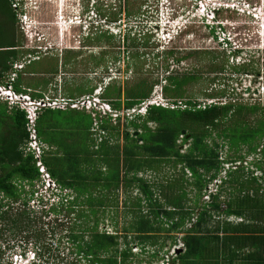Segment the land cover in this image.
Masks as SVG:
<instances>
[{"label": "trees", "instance_id": "obj_1", "mask_svg": "<svg viewBox=\"0 0 264 264\" xmlns=\"http://www.w3.org/2000/svg\"><path fill=\"white\" fill-rule=\"evenodd\" d=\"M14 2L15 0H0V83L11 72L16 61L33 52L24 49L22 36L17 38L18 18L17 11L13 7ZM99 17L101 18L100 15ZM131 35L130 32L118 37H123L126 44L129 43V40H134L133 46L139 50L141 44H145L146 36L136 34L138 38L135 35L136 38L132 39ZM211 35L215 37V28L212 29ZM96 36L97 39H90L88 42L96 40V44L102 42L114 47L112 46L113 41L118 38L116 35L103 31L96 33ZM101 49L103 56L106 51L102 47ZM239 53L236 51L234 55ZM176 54L175 48L169 49L164 53V57L167 61L171 58L179 64L183 59H175ZM207 54H210L211 57L207 61L209 66L204 68L206 73L215 75V77L221 74L225 75L226 66L229 63L226 53H201L200 57ZM192 55V53L189 54L187 58ZM145 56L144 53L138 51L133 58L140 61ZM74 57L76 55L73 54H70V57L64 58L63 56L62 65H68L70 59ZM116 59L115 57L114 60ZM58 63L59 61L55 64L56 67H58ZM135 63V70L138 72L140 67H143V63ZM249 68V65L233 67L234 75H229L231 82L227 83L233 84L237 80L235 75L238 78L243 76L259 77L260 71L256 73L254 70L250 71ZM49 72L56 74V69H49ZM137 72L136 74H138ZM202 79V74L199 71L191 74L175 73L165 77L164 96L169 97L168 99H175L176 101L173 100V102L176 105L182 102L187 106L186 109L150 107L146 116H137L128 124L136 132L141 131L140 137H132L126 131L123 146L112 143V137H120L118 127L121 119H117L119 125L113 124L111 117L98 120L100 121L98 129L101 133V142L93 137L91 146L87 144L86 146L94 148L92 156L98 157L105 172L108 171L105 175L93 176V191L100 192V199L96 198L94 193L89 194L88 197L84 195L85 193L83 194L82 168L91 161L76 153L68 156L66 152L65 155L62 154L63 157H60L59 152H62L64 146L67 145V139H70V136L62 139L61 136L55 134L56 137H54L50 133L52 130L45 131L44 126L47 125L48 117L52 113H75L73 122L80 126L79 116H81L85 126L82 129L91 131L93 136L94 119L80 111L46 110L41 115L38 121V133L41 141L49 149L43 156V163L60 187L57 195H53L57 196L52 199L55 203L47 200L43 204H51L52 207L48 211L42 209V212L45 216H49V214L64 215V219H67L68 215L74 217L73 220L70 219L72 225L68 233V240L74 245L76 256L80 258L78 264H127L132 250L126 235L128 233L135 234L141 245L144 246L156 244L155 241L158 238L154 237L156 231L162 230L157 229V225L163 216L167 220H172L177 216L172 222L173 230H179L182 227L187 216L190 215L184 209V201L187 197L186 189H184L186 182L178 181L177 183L172 182L168 186L161 184L158 186L157 190L166 196V205H169V209L173 208L168 210L164 209V206L155 198L157 184L154 185L149 179L140 177L143 172L155 170L156 166L159 167L163 163H170L173 168H177L179 165L183 167V175L190 176L193 189L196 190L197 203L205 196L204 191L209 188V185L222 176L223 170L226 173L223 179L221 178L220 184L216 185L217 194L210 195V210L204 207L195 217L197 222L184 237L185 251L174 257L171 264H264V195L260 196L263 191L261 185L264 184V107L261 108L260 104L249 106L240 102L237 93L233 97H228L229 90L226 87L214 94L205 93L206 98L217 100L210 105L192 100L180 101V98L184 96L185 88L192 83H199ZM24 84L26 83L20 74L16 82V89L20 92L21 86ZM32 84L37 86L36 82L32 81L28 82L27 86L30 87ZM116 84V82H112L104 90L103 98L110 101L114 110L120 111L123 108L132 109L151 98L154 87L159 85V81L144 77L138 80L133 87L124 91L121 86ZM90 90L77 95L92 94L95 91L94 88ZM42 95L39 93L35 97L41 98ZM77 95L68 96L74 98ZM221 100L224 101L221 102ZM57 122L51 123L52 125H47V127L53 129L60 125ZM68 122L70 124V119ZM150 124H155V129L149 127ZM26 125L27 120L24 112L10 109L6 103L0 101V219L17 229L28 226L27 222L34 213L29 201L35 199L38 206L45 201L44 195L36 190L37 183L40 182V172L36 166L35 157L32 154H25L24 147L29 138ZM40 127L44 129L40 130ZM183 132L186 134L183 135ZM105 133H109V135L105 136ZM180 139L183 140L181 143H179ZM218 139L223 143H217ZM184 144H189V147L186 152L182 153L181 148ZM53 147L56 149L50 152ZM226 147L232 155L227 157V160H223L220 157V148ZM243 149L245 152L242 154ZM250 155L255 157L253 166L256 171L261 172V178L253 176L252 172L250 178L242 175L245 168L240 166V161L245 162L247 156ZM238 163H240L239 166H237ZM226 164L236 166H232V169L230 167L225 169ZM227 170L229 171L226 172ZM255 185L256 187H254ZM226 186L232 191L230 192L231 198L225 204L226 208L223 207V209L220 197L223 193L222 189ZM25 187L29 188L27 189L28 193L24 191ZM133 188L138 189L142 197L137 199L135 213L127 211L132 215L133 220L129 228L124 231L125 248L119 250V235L108 234L106 230L101 231L99 229L100 218H104V214L112 207L114 201L112 193L114 194L120 189L126 192ZM73 194H76L75 198L71 197ZM23 195L29 196V199L23 203L24 209L19 208L14 213V208ZM103 195H105L104 200H101ZM143 202H146L150 209L146 215L142 210ZM7 208L8 210L3 213V210ZM213 213L223 214L226 219L237 217L252 222L253 225H245V223L234 225L224 222L221 227L214 229L216 233L212 235L209 220ZM126 217L127 215L124 216V218ZM64 225L65 222L59 224V226ZM27 229L29 232V227ZM50 232V230H45L43 233L32 232L30 239L27 240V245L33 249L31 252L33 261L28 264H50L48 258L54 262L57 261L58 264H76L73 261H66L64 257L57 255L46 246ZM204 232L206 234H203ZM2 238L0 229V264L5 259ZM57 240L62 241L63 238L60 237ZM213 249L217 250V255L210 254ZM28 254H30L28 251L23 253L21 259H29ZM226 254L230 256L226 257ZM153 255L157 256L158 254L154 252Z\"/></svg>", "mask_w": 264, "mask_h": 264}, {"label": "rangeland", "instance_id": "obj_2", "mask_svg": "<svg viewBox=\"0 0 264 264\" xmlns=\"http://www.w3.org/2000/svg\"><path fill=\"white\" fill-rule=\"evenodd\" d=\"M31 1L34 3H31L32 6L37 9V13L39 14H37L38 16L31 18L33 23L36 24L41 20H54L55 9H51V7L47 5V0ZM86 2L91 3L92 0H86ZM71 3L75 5V0H72ZM95 14L98 16L100 15L102 20L106 21L104 26L100 24L101 26L99 27H103V32L108 29L111 30H108L109 32L107 33H118L119 30L124 32L130 30L132 33V39L136 37L138 38L140 35H147L144 40L145 44H141L139 50H137L133 46L134 40H129V43L126 44L124 43L123 37L120 38L117 36L118 38H115L112 44L114 47H110L109 44L100 42L103 50L105 47L106 49H109L103 56H99L102 49L98 46H95L96 49H90V51L89 49H81V46L87 45V41L97 37L96 29L93 28L94 31L92 33L94 36L89 37H86V35L81 36L77 31H73L75 34V36H73L67 33L66 30H64L63 33H60L58 30L52 29L47 32L50 45L48 48L51 49L39 54L40 61H34L32 65L26 66L22 72L23 79L26 83L23 86L29 87L27 86V83L35 78L33 82L38 81V83L42 85L38 88L37 92H42L48 97L66 98L69 97L68 95H73L72 93L74 92H87L92 88L95 89L92 94H84L85 96L77 95L75 98H80L82 96L95 97L98 92H101V90L105 88V85H107L110 80V83L116 82V85L121 86L124 91L133 87L138 80L147 77L150 80L158 79L159 81V85L154 87L152 94V97L156 99L158 97L156 92L159 91L160 93V88H163L165 85V77L175 73L191 74L192 72L199 71L202 74L203 82L201 80L199 83L188 85L183 91L184 96L183 98H180V101L192 100L199 101V103H213L217 100L206 98L205 93L214 94L222 89L224 90V87H226V89L229 90L228 97H233V95L235 96L237 93L240 102L249 106L260 104L261 108L264 107V0H99L96 5ZM114 20L117 21L116 26H109L111 23L110 21ZM179 26L183 31L185 29L184 26L188 27L187 32L179 33L174 41L169 42L168 40H164L163 30H170L178 27L177 29L179 32ZM214 28L216 30L215 37H217V39L211 35V31ZM18 35L19 38L22 36L24 49L32 48L31 46L33 43L22 33L20 23L18 24ZM80 42H85V45H81ZM227 42L229 44H226ZM174 48L177 51L175 59H183L179 64L171 58L167 61L164 57L166 51ZM39 51L41 52V50ZM138 51L146 55L140 61L133 58ZM236 51H239L240 53L234 55ZM67 52L75 53L76 57L69 61L71 62L69 65H61L62 55L65 56ZM209 52L226 53L225 55L229 58V63L226 66L225 75L221 74L220 76L215 77V75L206 73L204 68L209 66L207 61H209V57L211 56L210 54H207L206 56L200 57V54ZM191 53L193 55L187 58ZM26 57L27 56H25V58ZM115 57L117 59L114 61ZM57 61H59L57 69L58 74L55 76H49V69L55 67ZM99 61L101 62L98 63ZM135 62L143 63V67L141 66L138 72L135 70ZM243 65H249L250 71L254 70L256 73L260 71L259 77L243 76L238 78V76L235 75L237 80H235L233 84H228L227 82H231V80H229V75H234L232 72L233 67ZM136 72L138 74H136ZM31 74L34 75L33 78L30 77ZM212 81H215V83H212ZM65 92H67V94H65ZM101 98L104 99L103 97ZM169 100L176 101L172 98ZM222 101L224 100H221V102ZM107 102L110 101L107 100ZM69 119L70 124L68 122ZM74 119L75 113H52L49 115L46 124L50 126L58 121L57 123L60 125L53 129L44 125L45 131L51 129L52 132L50 133H52L54 137H56L55 134H57L61 136L62 139L70 136V139H67V145L64 146L62 152H59L60 157H63L62 154L65 155L66 152L68 156H72L76 153L77 155L82 156L83 158H88L89 161H91L88 165L82 168V176H84L82 180V188L84 189L83 194L85 193L84 195L88 197L89 194L94 193L96 198L100 199V192L93 191V176H98L100 174L105 175L108 171L105 172L98 157L96 158L95 156H92L94 148L86 146V144L91 146V138L93 137L97 138L98 142H101V133L98 129L100 121H94L95 130L93 131L94 134L92 136L91 131L82 129L85 126L81 116H79L80 126L73 122ZM120 119V126L118 127L120 130V137H112V143H118L123 146L125 144L124 134L126 131H128L132 137H140V134L136 136V131L128 126L129 122L132 121V118H124L122 116ZM113 124L116 125L118 123L117 121H113ZM149 127L153 129L155 128V124H150ZM43 129V127H40V130ZM139 133H141V131H139ZM104 135L108 136L109 133H105ZM179 141V143H181L183 140L180 139ZM217 143L222 144L223 141L218 139ZM188 147L189 144H184L181 148L182 153L186 152ZM53 149L56 148H51L50 152H52ZM244 152L245 150L243 149L242 154ZM231 155L232 154L227 147L224 149L220 148V157L223 160H227V157H231ZM254 161L255 157L250 155L247 156L245 162L240 161L241 165L240 163L237 164V166L240 165L245 168V172H243L242 175H245L246 178L251 177V172L253 173V176L261 178V172L256 171L253 166ZM226 165L225 169L236 166L233 164ZM156 167L157 169L155 170L143 172L140 174V177L143 176L152 181V184H157V187L155 186V198H157L161 205L164 206V209L168 210L173 208L169 209V205H166V196L157 190L158 186L160 184L168 186L172 182L177 183L178 181H185L186 184L184 183V189H186L187 197L184 201V209L185 212H189L190 215L187 216V219L179 230L172 229V222L177 216L172 220H167L164 216L161 217L160 221H158L157 229L162 230L156 231V236L154 237L158 238V240L156 239L155 241L156 244L141 245L135 234L128 233L126 236L130 243L132 255L128 259L127 264H171L174 257L185 251L184 237L187 235V231L192 229L194 227L193 225L197 222V218L195 217H197L198 213L204 207L210 210V200L207 196L210 195V192L215 193L217 190V187L214 184L215 182L211 183L209 185L210 187L204 191L205 196L200 199L199 203H197L196 190L193 189L194 187L192 186L190 176H188V174L183 175L182 166L179 165L177 168H173L170 163H163L161 166ZM228 171L229 170L226 172ZM224 172L225 170H223L222 176L218 178L219 181H222L224 174L226 175ZM261 183H263V180H261ZM217 184H220V182H217ZM261 186L263 191L260 196H263L264 184ZM254 187H256V185ZM25 188L26 190L24 191L28 193L27 189L29 188ZM222 190L223 193L220 197V204L222 205V208H226L225 204L230 200V192L232 190L228 189V186L224 187ZM75 195L76 194H73L71 197L75 198ZM112 195L114 200L112 202V207L104 214V218L100 216L99 229L101 231L106 230L107 233L111 235H119V250H122L125 248L123 236L125 233L124 231L126 228H129L133 220V217H131L132 215L128 214L127 211L130 210L133 213L137 211V199L141 198L142 195L136 188L130 189L126 192L120 189L116 193H112ZM104 197L105 195H103V199L101 200H104ZM28 199L29 196L23 195L15 206L14 213L19 208L24 209L23 203ZM29 203L30 206L33 207L34 213L27 222L28 226H24L22 229H17L10 226L8 222L0 219V229L2 230L3 235L2 242L4 244L3 251L5 253V259L1 264H22L23 259H21V256L23 253L26 251L31 252L32 250V248L27 245V240L30 239L32 232L38 231L43 233L45 230L51 231L47 238L46 246L52 249L57 255L64 257L66 261L69 260L68 262L73 261L78 264L80 258L76 256V249L68 240V233L70 232L72 225L70 219L73 220L74 217L68 215V217L66 216L67 219H64V215L57 216V214H49V216H45L42 209H47L48 211L49 208L52 207L51 204H43L46 203V201H43L38 206V202L35 199L31 202L29 201ZM142 208L144 215L149 213L150 209L146 202L142 203ZM7 210L8 208L4 209L3 213ZM125 215H127L126 218H124ZM61 222H65V225L59 226ZM224 222H229L234 225L241 223H245V225H253L252 222H247L246 220H242L241 222V220L237 221V218L234 217L226 219L223 214L213 213L212 218L209 220V227H211L212 235L216 233L214 229L219 226L221 227V224ZM42 224L45 225L43 226ZM27 227H29V232ZM53 233L55 234L53 235ZM203 234L206 233L204 232ZM60 237L63 238L62 241L57 240ZM154 252H157L158 255L154 256ZM210 254L217 255L218 252L216 249H213ZM28 255L29 259H25L26 261L23 264L28 260L33 261L31 253ZM229 256V254H226V257ZM48 259L50 264H58L57 261L54 262L51 258Z\"/></svg>", "mask_w": 264, "mask_h": 264}, {"label": "clouds", "instance_id": "obj_3", "mask_svg": "<svg viewBox=\"0 0 264 264\" xmlns=\"http://www.w3.org/2000/svg\"><path fill=\"white\" fill-rule=\"evenodd\" d=\"M18 1H19V5L16 8L13 5V7L17 11L18 24L20 23V27H21L22 33H24L26 38H28L29 41L33 43L32 46H31L32 48L26 49V50L33 51L32 54H28L26 58L24 57L23 59H20L19 61H16L14 63V65H13V68H12L11 72L14 70V66L15 65L22 66V69L18 73V79H19V75L22 74L23 70L26 68L27 65L30 66V65H32V63L34 61H39L38 59L34 58L35 56H39V54H41L42 52L44 53L47 50L51 49V48H48L50 45L48 43V37H47V32L50 31L49 30L50 28L51 29H56L60 33H63V31L66 30L67 33H69L70 35H73V36H75L73 31H77V32H79V34L81 36L86 35V37H89V36H91L93 34L92 33L94 31L93 28L96 29L95 31L97 33L102 32L103 27L99 28L101 26L100 24H102L104 26L105 22H106V21H103L102 18H100L98 15L95 14V12H96L95 7L98 4L99 0H92L91 3L86 2V0H75V5H73L71 3L72 0H47V3L51 2V3L57 5V7L54 8L55 9L54 20L53 21H49L50 23H48V21H42L41 20V21H39L36 24L33 23L32 20H31L32 17L39 15L37 13L38 12L37 9L32 6V4H34L33 1H30V0H18ZM15 2H16V0H15ZM15 2H14V4H15ZM76 3H77V7H76ZM116 24L117 23H115V22H111L109 26H114V25L116 26ZM184 27H185V29L183 31L182 28L179 26V32H178V29H177L178 27L177 28L175 27V28L170 29V30H167V29L163 30V33H164L163 37L165 38L164 40H168L169 42L174 41L178 37L179 33L181 34V33L185 32V31L187 32L188 27H186V26H184ZM108 30L104 31V32H109L111 29L109 31ZM128 33H130V30H127L125 32L122 31V30H119L118 33L112 32L110 34L116 35V36H124L125 34H128ZM148 36H150V35H148ZM39 50H41V52ZM35 54H37V55H35ZM11 72L7 75V77L11 74ZM24 73H25V71H24ZM5 79L3 80V82L5 81ZM18 79H17V81H18ZM110 82H111V80H110ZM110 82L107 83V85H105V88L103 90H101V92H98L97 96H95V98H97L100 101V105H104L105 103L110 104V102H107V100L101 98V97H103L104 90L111 84ZM15 87H16V84H15ZM23 88L30 89V88H26V87L21 86V91L20 92H22ZM160 89H162V93L164 95L163 88H160ZM33 95L35 96V95H38V94L37 93H33ZM84 96H82V97H84ZM82 97H80V98H82ZM91 97H93V96H91ZM36 98H38V97H36ZM80 98H66V99L75 100V99H80ZM151 98H154V97H151ZM151 98H149V99H151ZM38 99H40V98H38ZM143 103H141L140 105H138V106H136V107H134L132 109L139 110ZM210 104H212V103H209V105ZM151 107H153V106H151ZM112 109H111V111L108 112V114L106 116H103L102 118L101 117H97L96 119H94L93 116L91 115V113H89V114L94 119V121L95 120L98 121L99 119H103V118H107V117H111L112 120H113L112 113H114V112L121 113V110L117 111V110H114V108H112ZM132 109L123 108L122 112L123 111L125 112V111H128V110H132ZM47 110H52V109H47ZM45 111L46 110H44L41 113V115ZM66 111L85 112L86 110L68 109ZM87 112H85V113H87ZM146 114H147V112L146 113L137 112L136 114L133 115L132 120L135 119L137 116H143L144 117V116H146ZM41 115H40V117H41ZM40 117H39V119H40ZM121 117L122 116H120L119 118H121ZM124 118H128V117L124 116ZM36 166H37V163H36ZM45 168L47 169L46 166H45ZM39 172H40V170H39ZM214 182H215L214 183L215 185H218L217 182H220V181L216 180ZM55 183H56V181H55ZM58 188H60V187L58 186ZM36 190L40 194L44 195L45 201L51 200L53 202L52 197L54 199L57 198V196H53V195H57V192L55 191L54 188H53V190H51V189H48L46 191L44 190V183L42 181L41 173H40V182L37 183ZM0 198H1V195H0ZM231 218H233V217H230L229 219H231ZM234 218H237V217H234ZM238 220H241V222H242L243 219L237 218V221ZM31 252H33V249L31 250ZM32 260H33V257H32ZM25 261L26 260L23 259L22 262L24 263ZM29 262H32V261L28 260L25 264H28Z\"/></svg>", "mask_w": 264, "mask_h": 264}, {"label": "built area", "instance_id": "obj_4", "mask_svg": "<svg viewBox=\"0 0 264 264\" xmlns=\"http://www.w3.org/2000/svg\"><path fill=\"white\" fill-rule=\"evenodd\" d=\"M19 5V1L16 0L14 7L16 8ZM22 69V66L15 65L14 70L11 74L5 79L4 82L0 83V101L8 104L10 109H19L26 115L27 120V132L29 133L28 141L24 147L25 154H32L35 157L37 167L40 170L42 181L44 183V190L55 189L56 192L59 191L58 185L51 178L47 169L43 163V156L45 152L49 151L46 144H44L38 133V120L41 113L44 110L52 109V110H62L66 111L68 109H78V110H86L91 112V115L94 119L97 117L106 116L109 111H111L112 106L108 103L104 105H100V101L95 97H82L80 99H66L63 97L52 98L48 96H44L43 98H35L33 97V91L31 89L23 88L22 92L16 90L15 84L18 79V73ZM161 92L158 94V97L151 98L146 100L139 110L132 109L128 111H123L121 113L114 112L112 113L113 121H117L120 116H126L128 118H132L134 114L137 112L146 113L148 108L151 106L163 107L166 109H176L183 108L186 109V105H183L182 102H179L178 105L174 104L173 101L164 97ZM113 110V109H112ZM213 195H216V192H210ZM210 195L207 198L210 200Z\"/></svg>", "mask_w": 264, "mask_h": 264}, {"label": "crops", "instance_id": "obj_5", "mask_svg": "<svg viewBox=\"0 0 264 264\" xmlns=\"http://www.w3.org/2000/svg\"><path fill=\"white\" fill-rule=\"evenodd\" d=\"M47 5H49V6L51 7V9H54V8L57 7L56 4H53V3H51V2H48ZM114 21H115V20H114ZM114 21H110V22H114ZM71 53H72V52H71ZM73 55H75V53H73ZM63 56H64V55H62V64H63ZM66 56L70 57V54L67 52L66 55L64 56V58H65ZM70 60H71V59H70ZM70 63H71V62H70ZM70 63H69V64H70ZM62 64H61V65H62ZM69 64H68V65H69ZM52 69H56V74H55V75H57V74H58V71H57L58 67L55 66V67H53ZM30 77L33 78L34 75L31 74ZM34 80H35V78H33L31 81L33 82ZM35 82H36V85H37V86H35V85L32 84V87H31V86H30V87L23 86V87L30 88L34 93L39 94L37 91H38V88L41 87L42 85L39 84L38 81H35ZM39 92H40V91H39ZM41 93H42V92H41ZM65 93H67V92H65ZM79 93H81V91H79V92L77 91V92H74V93H72V94H73V95H77V94H79ZM42 94H43V93H42ZM44 96H46V95L43 94L42 97H44ZM33 97H35V96L33 95ZM42 97H41V98H42ZM50 97H52V96H50ZM35 98H36V97H35ZM38 98H39V97H38ZM64 98H65V97H64ZM66 98H72V97H66ZM74 98H75V97H74ZM86 114L90 115L89 113H86ZM90 116H91V115H90Z\"/></svg>", "mask_w": 264, "mask_h": 264}, {"label": "flooded vegetation", "instance_id": "obj_6", "mask_svg": "<svg viewBox=\"0 0 264 264\" xmlns=\"http://www.w3.org/2000/svg\"><path fill=\"white\" fill-rule=\"evenodd\" d=\"M31 1V0H30ZM115 23H117V21H114ZM48 23H50L49 21H48ZM50 31L52 30L51 28L49 29ZM24 34V33H23ZM91 36H94V34H92ZM17 38L19 39V35L17 36ZM86 42V41H85ZM85 42H80L81 43V45H85ZM49 43V42H48ZM87 43V45H85V46H81V49H89V51H90V49H96L95 48V46H98V47H100L101 48V45H100V43L98 42V44H96L97 42L95 41H93V42H86ZM109 49V48H108ZM108 49H106V47L104 48V50L107 52L108 51ZM69 54H73V53H71V52H68ZM38 54V53H37ZM37 54H35V55H37ZM99 56H102V54L100 53L99 54ZM32 57V56H31ZM34 58H36V59H38L39 61H40V57L39 56H35ZM115 61V60H114ZM101 61H99L98 63H100ZM32 63V62H31ZM50 75H52V76H55V73H52V74H50L49 73V76ZM153 129H155V128H153Z\"/></svg>", "mask_w": 264, "mask_h": 264}, {"label": "water", "instance_id": "obj_7", "mask_svg": "<svg viewBox=\"0 0 264 264\" xmlns=\"http://www.w3.org/2000/svg\"><path fill=\"white\" fill-rule=\"evenodd\" d=\"M139 134V132H137V133H135V135L137 136ZM186 134V132H183V135H185Z\"/></svg>", "mask_w": 264, "mask_h": 264}]
</instances>
